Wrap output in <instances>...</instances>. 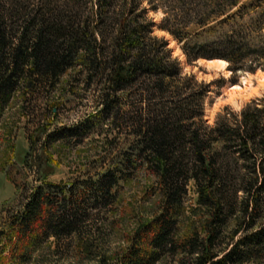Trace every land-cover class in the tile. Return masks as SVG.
<instances>
[{
	"label": "trees",
	"instance_id": "1",
	"mask_svg": "<svg viewBox=\"0 0 264 264\" xmlns=\"http://www.w3.org/2000/svg\"><path fill=\"white\" fill-rule=\"evenodd\" d=\"M151 27L141 0H0V102L19 83L29 87L34 76L55 80L69 69L85 73L87 86L96 84L101 93L95 114L109 122L110 131L126 136V144L132 137L139 161L135 166L124 151V170L108 171L95 183V194L113 198L125 170L144 167L162 198L160 213L145 224L138 244L114 264H152L162 254L178 256L177 264H264V102H247L209 125L203 118L209 86L181 72ZM160 30L181 44L187 64L220 60L233 73L264 72L256 65L264 47L227 36L211 54L176 29ZM247 61L253 65L246 67ZM39 131L56 140L46 128ZM34 143L23 164L30 168L29 156L44 174L48 162L42 152L34 153ZM189 182L202 214L198 227L194 221L176 236L174 212ZM43 186L22 203L19 232L41 231L57 242L63 234H80L85 213L81 200H73L74 186Z\"/></svg>",
	"mask_w": 264,
	"mask_h": 264
},
{
	"label": "rangeland",
	"instance_id": "2",
	"mask_svg": "<svg viewBox=\"0 0 264 264\" xmlns=\"http://www.w3.org/2000/svg\"><path fill=\"white\" fill-rule=\"evenodd\" d=\"M141 1L152 22L151 35L166 42L183 74L193 75L209 86L203 111L206 123L211 125L217 116L239 111L252 100L264 102V85L260 86L254 77L259 68L233 73L227 66L220 71L199 60L187 64L182 53L183 57L174 54L176 50L181 52V44L160 30L162 26L176 29L188 41L203 44L204 52L211 54L221 50L227 36L252 47H264V0H234L237 4L232 7L228 6L232 0ZM257 64L264 66V59ZM252 65L245 63L246 67ZM77 71L66 70L55 80L34 76L29 87L15 85L0 102V264H114L138 244L145 224L160 213L162 198L156 178L144 167L125 170V177L120 176L112 190L113 198L101 200L95 194V183L108 171L124 170V151L136 161L135 166L139 160L132 137L127 136L130 145L126 144V136L116 129L110 131L109 122L95 114V108L100 109L97 105L101 92L94 83L87 86L85 73ZM242 78L250 81L245 92L229 89L242 88ZM42 128L54 134L56 140H46L39 131ZM32 141L34 153L42 152L47 159L49 168L44 174L29 156L30 168L23 164ZM44 183L74 186L73 200H81L86 215L82 218L84 230L77 236L68 238L63 234L57 242L41 231L25 235L19 232L17 213L22 203L30 190L44 187ZM195 203L196 194L189 182L174 212V235H183L194 221L198 227L202 213ZM177 260L176 255L162 254L152 264H177Z\"/></svg>",
	"mask_w": 264,
	"mask_h": 264
},
{
	"label": "bare ground",
	"instance_id": "3",
	"mask_svg": "<svg viewBox=\"0 0 264 264\" xmlns=\"http://www.w3.org/2000/svg\"><path fill=\"white\" fill-rule=\"evenodd\" d=\"M176 52L180 53V56H182V54L179 50L174 51V54H176ZM199 62L205 63V64H207L208 67H212V68H215V69L220 70V71L226 70V66H227L226 62L220 61V60H213V61L199 60ZM227 73H229V72H227ZM254 77L257 79L260 86L264 85V72L257 71L255 73ZM242 85H243L242 88L240 86H230L229 89L230 90H236V91L238 90L240 92H245L250 86V81H247L246 79L242 78ZM205 118H207V117L205 116Z\"/></svg>",
	"mask_w": 264,
	"mask_h": 264
}]
</instances>
